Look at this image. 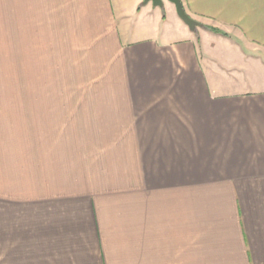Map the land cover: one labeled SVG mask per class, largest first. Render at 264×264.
Masks as SVG:
<instances>
[{
  "label": "crops",
  "instance_id": "1",
  "mask_svg": "<svg viewBox=\"0 0 264 264\" xmlns=\"http://www.w3.org/2000/svg\"><path fill=\"white\" fill-rule=\"evenodd\" d=\"M51 1L91 95L0 113V264H264V0Z\"/></svg>",
  "mask_w": 264,
  "mask_h": 264
},
{
  "label": "rangeland",
  "instance_id": "2",
  "mask_svg": "<svg viewBox=\"0 0 264 264\" xmlns=\"http://www.w3.org/2000/svg\"><path fill=\"white\" fill-rule=\"evenodd\" d=\"M58 10L51 0H37L36 19L32 20L34 33L29 42L24 38V28L10 18V7L4 0V19H0V98L8 103L0 104V113L15 112L19 120L14 122L25 129L30 117H34L30 114H42L45 107L58 113L60 109L63 111L62 107L74 111L70 110L74 104H60L62 96L91 95V89H85L84 85L91 80L86 76L95 72H81L85 65L81 54L85 42L61 39L56 25L60 19H46L58 15ZM44 27L51 29L52 34L45 32ZM28 96H52V103H36L35 108L27 102Z\"/></svg>",
  "mask_w": 264,
  "mask_h": 264
},
{
  "label": "water",
  "instance_id": "3",
  "mask_svg": "<svg viewBox=\"0 0 264 264\" xmlns=\"http://www.w3.org/2000/svg\"><path fill=\"white\" fill-rule=\"evenodd\" d=\"M151 1L154 6H163V0H143L142 3H147ZM175 6L176 13L178 17L189 27L191 30H195L197 26H203L201 23L197 22L191 18L184 10L182 2L180 0H168Z\"/></svg>",
  "mask_w": 264,
  "mask_h": 264
},
{
  "label": "trees",
  "instance_id": "4",
  "mask_svg": "<svg viewBox=\"0 0 264 264\" xmlns=\"http://www.w3.org/2000/svg\"><path fill=\"white\" fill-rule=\"evenodd\" d=\"M215 30V29H214Z\"/></svg>",
  "mask_w": 264,
  "mask_h": 264
}]
</instances>
